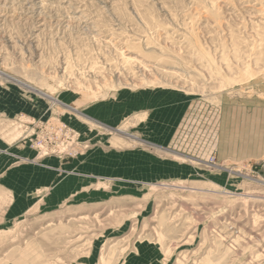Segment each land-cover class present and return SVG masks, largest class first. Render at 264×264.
Instances as JSON below:
<instances>
[{"label":"rangeland","instance_id":"1","mask_svg":"<svg viewBox=\"0 0 264 264\" xmlns=\"http://www.w3.org/2000/svg\"><path fill=\"white\" fill-rule=\"evenodd\" d=\"M0 87V264H264V0H0Z\"/></svg>","mask_w":264,"mask_h":264},{"label":"crops","instance_id":"2","mask_svg":"<svg viewBox=\"0 0 264 264\" xmlns=\"http://www.w3.org/2000/svg\"><path fill=\"white\" fill-rule=\"evenodd\" d=\"M13 94L14 97H12ZM13 94L10 91H5V88L2 89L0 87V117L6 116L5 119H2L4 121L0 123V148L4 149H9L12 146V139L8 137L7 131L11 124H13V121L9 120H12L23 109L22 99H17L15 93ZM16 123L19 124L18 121Z\"/></svg>","mask_w":264,"mask_h":264}]
</instances>
